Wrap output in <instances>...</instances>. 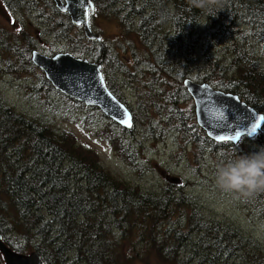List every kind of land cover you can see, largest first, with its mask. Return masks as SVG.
Here are the masks:
<instances>
[{"label": "trees", "instance_id": "trees-1", "mask_svg": "<svg viewBox=\"0 0 264 264\" xmlns=\"http://www.w3.org/2000/svg\"><path fill=\"white\" fill-rule=\"evenodd\" d=\"M128 1L120 8L128 12H117L121 15V22L125 30L128 29V22L135 24L138 38L145 45L158 47L153 54L162 55L160 60H156L161 70L175 73L182 86L183 81L191 78L197 83H207L214 89L237 95L264 114V70L259 65L253 68L250 60V56L257 53L235 45V49L229 51L231 66L224 69L217 66L216 60L213 61L215 53L212 51L217 40L233 38L238 28L235 25L248 18L254 28L248 39L257 41L259 52L263 53L264 0H226L234 1L237 12L219 11L216 14L217 10H214V17L208 16V23L201 29L204 33L201 40L195 37V34L198 35L196 20L206 17L200 10L191 7L188 0H169L172 3L164 6V0ZM92 2L95 13L91 20L99 15L103 0ZM17 3L10 6V10L22 11L21 0ZM171 4L174 6L173 14ZM116 5L117 0H111L109 7L115 8ZM239 8L243 11H238ZM60 14L68 28L79 30L83 41L93 43L92 47L85 49L70 45L68 52L100 64L103 77L111 89L113 86L108 72L115 62L109 55V49L105 51L102 42L87 40L81 27L73 25L66 14ZM168 21L172 23V29L165 32L170 25ZM51 33L63 36L65 30ZM240 34L241 38H247L244 32ZM206 45L211 47L205 49ZM196 48L200 50L201 57L208 52L204 57L212 65L209 71L201 72L195 66ZM24 57L29 68L34 67L29 62L30 55ZM176 59L178 67L167 64L170 61L176 65ZM216 69H223L224 72L235 70L237 75L228 81L216 79L213 75ZM196 71V76L192 78ZM42 82L61 96L66 104L91 109L56 91L45 76ZM181 85L183 93L185 89ZM140 93L138 100L144 107L149 109L148 105L153 106L156 97L152 103L146 98L149 93L139 92L138 95ZM184 97L190 98L188 94H184ZM157 109L164 111L165 106L158 105ZM194 115L192 112L191 121L195 119ZM174 118L178 119V116L174 114ZM136 121L135 115V124ZM177 125L186 134L184 130L187 127ZM193 130L192 134L187 135L191 142L211 150L222 151V147L226 146L229 148H225V151L229 152L240 145L218 144L198 126H194ZM252 140L264 147V132ZM259 149L254 145L245 146L244 150L239 151L250 154ZM83 182L84 185H80ZM251 198L260 200L262 205H255L256 213L264 218V212L260 210L264 207V192ZM190 204L196 205L189 194L175 190L169 184L161 194L140 195L106 171L96 152L81 147L72 133L59 131L52 124L43 126L23 114L16 115L12 108L0 102V234L12 250L26 255L35 252L44 264H136L138 258L146 257L143 253L146 255V251H153L158 245L157 254L164 261L167 260L166 264H230L231 259L238 256L242 264H264L262 248L257 241L250 238L245 240L234 234L231 228L224 227L223 223L198 218L199 209ZM186 205L191 206L192 211ZM177 210H181L179 217L186 218L183 224L177 222L181 229H172L175 223H170L169 217ZM114 227L121 229L117 237L113 236ZM182 250L189 256L177 259L176 255ZM143 264L156 263L146 261Z\"/></svg>", "mask_w": 264, "mask_h": 264}, {"label": "rangeland", "instance_id": "rangeland-1", "mask_svg": "<svg viewBox=\"0 0 264 264\" xmlns=\"http://www.w3.org/2000/svg\"><path fill=\"white\" fill-rule=\"evenodd\" d=\"M17 1L0 0V102L12 108L16 115L23 114L43 126L49 127L52 124L59 131L72 133L81 147L96 152L106 171L140 195L161 194L168 184L175 190L189 194L196 204L190 205L199 209L198 218L223 223L224 227L231 228L234 234L242 236L245 240L250 238L257 241L264 255V218L256 213L255 208V205H262L260 200L236 199L232 194L216 188L213 179L217 164L234 155H244L245 153L239 150H244L245 146H262L258 142L254 143L252 139H246L241 141L238 147L227 152L225 150L229 147L226 146L222 147V151H217L191 142L187 135L192 134L194 126H197L195 119H190L191 113H194L193 101L183 98L187 92L184 90L182 93L181 82L175 77V73L161 70L159 61L156 60H160L162 55L153 54L158 47L152 48L150 43V46L145 45L138 38V28L135 24L128 22V29L125 30L120 12L126 13L128 10L120 8L129 1L117 0L116 7L112 8L109 7L111 0H103L100 13L92 20L91 27L101 36L102 47L105 51L109 49V55L117 64L114 63L113 69L108 72L110 84L113 86V94L134 112V128L133 131L129 130L130 132L122 131V128L103 117L96 109H83L77 105L66 104L61 96H57L50 86L42 82L43 72L34 67L29 68L24 56L30 55L33 50L51 57L57 52H68L70 45L85 49L92 47L93 43L83 41L79 30L68 28L63 15L56 10L51 0H21L22 11L13 12L10 6L18 4ZM169 3L172 1L164 0L163 6ZM233 4L234 1L221 0L218 10L237 12ZM170 7L173 14V4ZM238 11L242 12L243 9L239 8ZM247 19L235 25L238 28L233 38H221L215 42L212 51L215 53L213 61L216 60L217 66L229 69L232 63L229 51L235 49L236 45L257 53L256 56H250L252 67L259 65L264 70V52H259L257 41L248 39L251 38L250 31L254 28ZM206 22L203 17L196 20L197 40L203 38L201 29ZM168 23L170 25L166 27L165 32L172 29V23ZM62 29L65 30V38L51 33L61 32ZM241 32L247 35L248 40L245 36L244 39L241 38ZM222 42L228 43L223 46L220 45ZM210 47L211 45H206L205 49ZM200 53L199 49L194 50L195 66H198L201 72L209 71L212 65L210 60L204 57L208 52H205L203 57ZM174 62L176 65L170 61H167V64L178 67V59ZM233 71L235 70L224 72L223 69H216L213 75L216 79L223 78L228 81L236 74V71ZM196 74L197 71L191 77L194 78ZM139 92L149 93L146 98L152 103L156 97L154 107L148 105L150 108L146 109L138 100L141 95H138ZM158 105H164V111L158 110ZM167 108L168 111H165ZM174 114L178 119L174 118ZM177 124L187 127L184 130L186 134L180 131L181 127H177ZM80 185H84V182ZM186 208L192 211L191 206L186 205ZM260 210L264 212V207ZM180 211L177 210L169 217V222L175 223L172 229H181L177 222L181 221L183 224L186 218L179 217ZM120 230L113 229V236L117 237ZM157 249L158 245L153 251H146V255L143 253L146 257L138 258L136 264L146 261L166 264L167 260L164 261L161 255L157 254ZM186 256L189 254L182 250L176 258ZM236 263H243L239 256L230 261V264ZM0 264H4L1 253Z\"/></svg>", "mask_w": 264, "mask_h": 264}, {"label": "water", "instance_id": "water-1", "mask_svg": "<svg viewBox=\"0 0 264 264\" xmlns=\"http://www.w3.org/2000/svg\"><path fill=\"white\" fill-rule=\"evenodd\" d=\"M52 1L61 12L68 14L72 24L82 27L84 36L88 40H100L99 35L90 28V17L87 22L81 19L80 7L82 6L76 0ZM65 7H68L69 11H64ZM91 15H94V13H91ZM31 61L44 72L45 77L51 82L53 87L68 97L86 106L98 108L105 116L124 129L132 128L133 119L131 112L108 90L104 79L100 80V77L103 76L99 65L76 58L69 53H60L47 57L37 51L32 53ZM184 87L192 97L198 127L214 142L224 143L216 141L215 134L231 133L233 129L246 128L249 123V113L259 114L257 110L249 107L238 96L216 91L207 84H197L191 80H186ZM120 106H123L122 109ZM123 112L129 114L131 127L120 123V117ZM222 113L225 118L223 120L221 119ZM221 123H226L227 127L221 129L219 126ZM260 132L261 130L257 134ZM244 137L249 136L245 135ZM228 143L236 144L237 142L228 141ZM1 239L2 236L0 234V253L3 256L4 264H44L37 253L34 252L29 255L15 253L3 244Z\"/></svg>", "mask_w": 264, "mask_h": 264}, {"label": "clouds", "instance_id": "clouds-1", "mask_svg": "<svg viewBox=\"0 0 264 264\" xmlns=\"http://www.w3.org/2000/svg\"><path fill=\"white\" fill-rule=\"evenodd\" d=\"M188 3L204 13L208 22L207 17L213 16L214 10H217L216 14L219 12L221 0H188ZM213 179L216 188L236 199H248L264 192V147L250 154L234 155L217 164Z\"/></svg>", "mask_w": 264, "mask_h": 264}, {"label": "snow or ice", "instance_id": "snow-or-ice-1", "mask_svg": "<svg viewBox=\"0 0 264 264\" xmlns=\"http://www.w3.org/2000/svg\"><path fill=\"white\" fill-rule=\"evenodd\" d=\"M76 2L81 5L80 12L82 13L81 19L84 22H87L91 13L95 12V8L93 6L92 0H76ZM64 11H69L68 7L63 9ZM100 80H103V77H100ZM121 109L123 106H120ZM116 118V117H114ZM221 119H225L223 113L221 114ZM248 125L243 129H233L231 133L215 134V139L218 142H228V141H236L239 142L245 135L252 137L255 136L260 130H264V115H259L257 113H249ZM120 123L125 124L128 127H131V118L127 112H123L120 117ZM221 129L227 127L226 123H221L219 125Z\"/></svg>", "mask_w": 264, "mask_h": 264}, {"label": "bare ground", "instance_id": "bare-ground-1", "mask_svg": "<svg viewBox=\"0 0 264 264\" xmlns=\"http://www.w3.org/2000/svg\"><path fill=\"white\" fill-rule=\"evenodd\" d=\"M205 84H207V83H205ZM216 91H220V90H217V89H215ZM220 92H222V91H220ZM245 104H247L245 101H243ZM248 105V104H247ZM249 106V105H248ZM249 107H251V106H249ZM251 108H253V107H251ZM262 114V113H261ZM262 115H264V114H262ZM258 135H260V134H257V136ZM256 136V137H257ZM256 137H254V138H256ZM245 138H248V139H254V138H249V137H245ZM245 138H243V139H245ZM243 139H241L240 141H239V143L241 142V141H243ZM224 143H228V142H224ZM236 145H238V144H236ZM2 243L3 244H5V242L3 241V237H2ZM7 247H9L7 244H5ZM10 248V247H9ZM11 249V248H10ZM12 250V249H11ZM13 252H15V253H18V252H16V251H14V250H12ZM20 254V253H19ZM43 261V260H42ZM44 263V262H43Z\"/></svg>", "mask_w": 264, "mask_h": 264}]
</instances>
